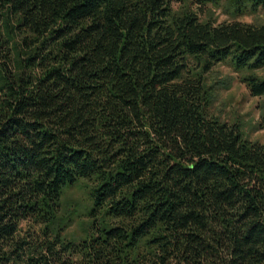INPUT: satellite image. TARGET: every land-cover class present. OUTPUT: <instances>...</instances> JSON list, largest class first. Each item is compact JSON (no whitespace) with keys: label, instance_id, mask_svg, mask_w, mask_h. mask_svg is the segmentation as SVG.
Listing matches in <instances>:
<instances>
[{"label":"trees","instance_id":"obj_1","mask_svg":"<svg viewBox=\"0 0 264 264\" xmlns=\"http://www.w3.org/2000/svg\"><path fill=\"white\" fill-rule=\"evenodd\" d=\"M208 6L264 14L0 0V264H264V144L210 114L207 82L228 64L264 98V23ZM83 181L85 236L68 238L63 196Z\"/></svg>","mask_w":264,"mask_h":264},{"label":"rangeland","instance_id":"obj_2","mask_svg":"<svg viewBox=\"0 0 264 264\" xmlns=\"http://www.w3.org/2000/svg\"><path fill=\"white\" fill-rule=\"evenodd\" d=\"M202 20L210 19L220 23L241 22L246 24L261 25L264 23L262 11L253 15L239 18H232L225 14L222 9L208 6L200 15ZM264 76V69L257 72ZM242 75L237 73L228 64H219L212 68L207 75V82L212 87L213 102L210 114L229 125L237 124L240 126L244 136L253 142L264 144V129H260L258 124L261 119L260 106L264 98L251 96L246 85L241 81ZM90 183L83 181L67 190L63 196V207L74 217L73 224L66 230L68 238H78L85 236L87 228V217L83 207L89 204ZM33 225L24 222L22 224V236L28 235V231ZM38 230V228H37Z\"/></svg>","mask_w":264,"mask_h":264}]
</instances>
